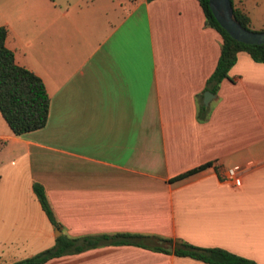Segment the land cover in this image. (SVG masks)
Returning <instances> with one entry per match:
<instances>
[{"label":"crops","instance_id":"1","mask_svg":"<svg viewBox=\"0 0 264 264\" xmlns=\"http://www.w3.org/2000/svg\"><path fill=\"white\" fill-rule=\"evenodd\" d=\"M230 3L264 28V0ZM1 25L49 99L39 129L14 135L0 116V246L13 244L4 264L59 234L114 233L143 235V246L41 264H208L174 255L175 241L264 264V62L239 51L198 119L220 38L197 0H0ZM158 241L171 250L152 249Z\"/></svg>","mask_w":264,"mask_h":264},{"label":"trees","instance_id":"2","mask_svg":"<svg viewBox=\"0 0 264 264\" xmlns=\"http://www.w3.org/2000/svg\"><path fill=\"white\" fill-rule=\"evenodd\" d=\"M204 19V24L212 28L220 38L219 53L212 72L205 80L204 90L216 93L219 82L227 78L228 70L236 59L239 51L246 52L255 62H264V43L244 44L233 38L217 23L212 15L207 0H197ZM232 13L238 23L245 29L250 27V19L246 12L232 7ZM7 33L5 26H0V116L14 135L41 128L46 121L49 99L41 79L31 70L17 65L13 53L5 47L4 39ZM197 104V117L203 119L207 107L201 102ZM204 163L195 168L176 175L171 180L181 179L205 167ZM32 192L49 223L55 227L58 224L48 203L45 191L38 182H32ZM143 235L130 233L97 234L82 237H69L59 234L51 247L8 264H41L44 261L65 253L79 252L84 249L103 244H132L143 246ZM152 249L165 251L160 246ZM176 256H188L208 264H258L253 260L241 257L220 248H199L183 241H175L172 250Z\"/></svg>","mask_w":264,"mask_h":264},{"label":"water","instance_id":"3","mask_svg":"<svg viewBox=\"0 0 264 264\" xmlns=\"http://www.w3.org/2000/svg\"><path fill=\"white\" fill-rule=\"evenodd\" d=\"M207 4L217 23L231 38L244 44L264 43V30L256 31L242 27L232 13L230 0H207ZM210 97H213V94L209 91H204L202 94V103L206 105ZM55 231L59 233L57 229ZM158 243L166 251L171 250L169 244H162L161 241H158Z\"/></svg>","mask_w":264,"mask_h":264},{"label":"rangeland","instance_id":"4","mask_svg":"<svg viewBox=\"0 0 264 264\" xmlns=\"http://www.w3.org/2000/svg\"><path fill=\"white\" fill-rule=\"evenodd\" d=\"M55 1H57L59 3H65L66 1L70 2V0H55ZM71 1H73V0H71ZM263 13H264V11H263ZM263 13H262V15H264ZM260 22H262V21H258V23H260ZM251 29L256 30V31H258L259 29L260 30H264V28L257 26L255 23H254V26H251ZM34 61H38L39 62L40 58L34 59ZM0 247H1V249L4 250V253L0 257V264H4L3 261H6V259H5L6 258L5 251L9 252L10 249H13V244L11 246V245H8V243H3Z\"/></svg>","mask_w":264,"mask_h":264},{"label":"built area","instance_id":"5","mask_svg":"<svg viewBox=\"0 0 264 264\" xmlns=\"http://www.w3.org/2000/svg\"><path fill=\"white\" fill-rule=\"evenodd\" d=\"M234 177H235V172H234L233 169L230 168V169H227V170L225 171V173H224V178H225L226 180L231 181V180L234 179Z\"/></svg>","mask_w":264,"mask_h":264}]
</instances>
